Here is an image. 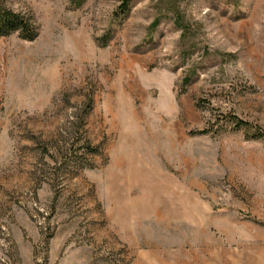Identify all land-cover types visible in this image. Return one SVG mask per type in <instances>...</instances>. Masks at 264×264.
<instances>
[{"label": "rangeland", "instance_id": "374dc122", "mask_svg": "<svg viewBox=\"0 0 264 264\" xmlns=\"http://www.w3.org/2000/svg\"><path fill=\"white\" fill-rule=\"evenodd\" d=\"M1 7L0 264H264V0Z\"/></svg>", "mask_w": 264, "mask_h": 264}, {"label": "trees", "instance_id": "16d2710c", "mask_svg": "<svg viewBox=\"0 0 264 264\" xmlns=\"http://www.w3.org/2000/svg\"><path fill=\"white\" fill-rule=\"evenodd\" d=\"M32 16L13 11L7 7L0 8V40L18 34L20 38L34 41L39 36V31ZM247 126L242 122L239 124ZM204 133V132H203Z\"/></svg>", "mask_w": 264, "mask_h": 264}]
</instances>
